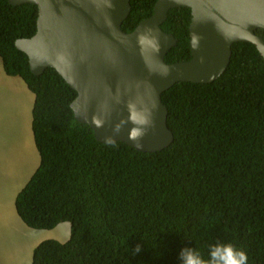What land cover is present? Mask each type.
<instances>
[{
  "label": "trees",
  "instance_id": "trees-1",
  "mask_svg": "<svg viewBox=\"0 0 264 264\" xmlns=\"http://www.w3.org/2000/svg\"><path fill=\"white\" fill-rule=\"evenodd\" d=\"M157 0H131L123 30L153 15ZM38 7L0 0V63L35 95L32 130L40 165L18 194L17 214L35 230L71 225L70 239L41 242L31 264H181L194 248L207 259L232 243L264 264V58L232 47L227 71L210 84L178 83L162 95L173 143L145 153L97 141L71 109L77 92L52 68L36 76L16 41L37 31ZM191 12H169L162 29L187 62ZM264 39V30L257 31ZM137 245L139 253L133 254Z\"/></svg>",
  "mask_w": 264,
  "mask_h": 264
},
{
  "label": "water",
  "instance_id": "water-1",
  "mask_svg": "<svg viewBox=\"0 0 264 264\" xmlns=\"http://www.w3.org/2000/svg\"><path fill=\"white\" fill-rule=\"evenodd\" d=\"M38 7L36 34L16 41L31 72L55 69L76 92L75 119L98 142H123L138 151L168 148L174 134L162 95L178 83L210 84L228 69L232 47L251 43L264 58V0H157L153 15L123 30L131 0H8ZM191 12L187 62L168 64L177 39L162 29L169 12ZM117 128L119 130L117 131ZM133 129L142 135L130 139Z\"/></svg>",
  "mask_w": 264,
  "mask_h": 264
},
{
  "label": "crops",
  "instance_id": "crops-1",
  "mask_svg": "<svg viewBox=\"0 0 264 264\" xmlns=\"http://www.w3.org/2000/svg\"><path fill=\"white\" fill-rule=\"evenodd\" d=\"M0 77L2 81H0V91L2 88H9L13 90L17 95L22 97L25 106H27V111L32 115L33 108L35 104V95L28 89L25 82L19 77H9L5 74L2 64L0 63ZM28 89V90H27ZM12 109H2L0 111V175L4 176L7 180V183L0 184V203L5 204L6 208L1 209L0 218H13L12 219V227L15 229L27 230L30 229L23 223H18L17 218H20L17 214L15 202L19 193L12 194L10 191L13 188V182L17 180L19 177L23 176L24 173L22 171H18V166L22 163L20 160L21 157H25L28 161V165L32 166L30 170L36 167L37 160L35 157L36 145L34 143V135L32 128H29L24 133L21 132L22 124L19 122L18 124L13 117ZM19 115V114H18ZM30 116V115H29ZM20 120V118L18 119ZM33 122V115H32ZM22 133L21 141L18 140V130ZM39 155V153H38ZM14 157V165H11L10 158ZM39 165H40V155H39ZM38 165V167H39ZM38 169V168H37ZM36 169V170H37ZM36 172V171H35ZM34 172V173H35ZM31 172L27 174L24 181L21 182L20 186H23ZM15 192H17L15 190ZM9 205L11 208L8 210ZM71 225L69 223H62L57 226L54 230L57 231L56 239L61 243H65L70 239L71 230L68 231ZM51 231V230H50ZM53 231V230H52ZM6 243H13L12 238H7ZM46 241V240H44ZM39 242H43L41 240L32 241L31 246L23 250V253L20 257H18L19 264H29L32 260L34 249L36 248ZM14 246V243H13ZM12 246V247H13Z\"/></svg>",
  "mask_w": 264,
  "mask_h": 264
},
{
  "label": "rangeland",
  "instance_id": "rangeland-1",
  "mask_svg": "<svg viewBox=\"0 0 264 264\" xmlns=\"http://www.w3.org/2000/svg\"><path fill=\"white\" fill-rule=\"evenodd\" d=\"M0 81H2L1 77H0ZM2 109L13 110L12 114L13 117L15 118L16 123L18 124L20 122L22 124V130H21L22 133L27 131L29 128H32V115L28 113L27 106H25L22 97L17 95L13 90L9 88H2L0 91V111ZM19 118L20 120H18ZM22 133H20V131L18 130L17 138L19 141L23 140L21 139V136H23ZM35 157L38 164L32 170H30L32 166L28 165L27 159L23 156L21 157L20 160L22 161V163L18 166V171H22L24 175L19 177L17 180L13 182L12 185L13 188L10 191L12 194L20 193L24 189V187L26 186L27 182L30 180L36 169L38 168L39 165L38 152L35 153ZM10 162L11 165H14V157L10 158ZM30 172L31 174L27 182L23 186H20L21 182L25 180L27 174H29ZM4 183H7V180L5 179L4 176L0 175V184H4ZM15 190L17 192H15ZM3 208L5 209L6 205L0 203V211ZM10 208L11 206L9 205L8 210ZM12 219L13 218H0V264H19L17 260L18 257L22 255L23 250H26L31 246L32 241L35 240L44 241V240L56 239L55 238L56 234H58L56 230L40 231L31 228L27 230L15 229L14 227H12ZM17 222L23 223L20 218H17ZM69 230H71V227L68 228V231ZM7 238L13 239L14 246L13 243H6V241L8 240ZM40 243L41 242H39V244ZM39 244H37V246ZM31 263L32 260L29 264Z\"/></svg>",
  "mask_w": 264,
  "mask_h": 264
},
{
  "label": "clouds",
  "instance_id": "clouds-1",
  "mask_svg": "<svg viewBox=\"0 0 264 264\" xmlns=\"http://www.w3.org/2000/svg\"><path fill=\"white\" fill-rule=\"evenodd\" d=\"M119 128H117V131ZM142 135L140 130L133 129L130 139L136 140ZM141 246L137 245L133 254L139 253ZM181 264H248V256L242 249L232 243H216L209 248L208 258L205 259L194 248L185 247L179 254Z\"/></svg>",
  "mask_w": 264,
  "mask_h": 264
}]
</instances>
